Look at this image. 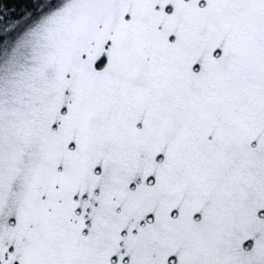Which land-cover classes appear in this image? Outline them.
Returning <instances> with one entry per match:
<instances>
[{
	"label": "snow or ice",
	"instance_id": "obj_1",
	"mask_svg": "<svg viewBox=\"0 0 264 264\" xmlns=\"http://www.w3.org/2000/svg\"><path fill=\"white\" fill-rule=\"evenodd\" d=\"M0 264H264V0H0Z\"/></svg>",
	"mask_w": 264,
	"mask_h": 264
}]
</instances>
